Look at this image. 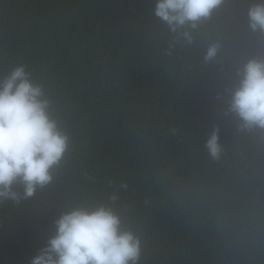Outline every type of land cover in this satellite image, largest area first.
<instances>
[{
	"label": "trees",
	"instance_id": "trees-1",
	"mask_svg": "<svg viewBox=\"0 0 264 264\" xmlns=\"http://www.w3.org/2000/svg\"><path fill=\"white\" fill-rule=\"evenodd\" d=\"M260 2L224 0L187 45L156 0H0V78L23 65L69 138L49 185L0 201V264H30L60 215L100 205L140 239L138 264H264V132L239 130L240 157L226 103L264 60Z\"/></svg>",
	"mask_w": 264,
	"mask_h": 264
},
{
	"label": "clouds",
	"instance_id": "clouds-1",
	"mask_svg": "<svg viewBox=\"0 0 264 264\" xmlns=\"http://www.w3.org/2000/svg\"><path fill=\"white\" fill-rule=\"evenodd\" d=\"M223 3L156 0L153 15L176 34V43L191 45L192 33ZM247 19L251 31L264 34V0L249 7ZM218 50L217 44L209 45L204 60L215 59ZM236 76L238 86L229 94L227 112L239 119L240 131L264 132V60L249 59ZM68 140L51 114V101L23 65L0 78V201L19 202L49 185ZM204 147L211 159L220 158L217 129L211 131ZM14 185L22 193L14 191ZM54 225L55 234L30 264H138L140 239L122 228L121 218L111 207H76L60 215Z\"/></svg>",
	"mask_w": 264,
	"mask_h": 264
},
{
	"label": "water",
	"instance_id": "water-1",
	"mask_svg": "<svg viewBox=\"0 0 264 264\" xmlns=\"http://www.w3.org/2000/svg\"><path fill=\"white\" fill-rule=\"evenodd\" d=\"M235 118H236V125H237V147H236V149H237V154H238L240 157H242V156H241V153H240L239 146H238L239 124H240V121H239V119H238L236 116H235Z\"/></svg>",
	"mask_w": 264,
	"mask_h": 264
}]
</instances>
